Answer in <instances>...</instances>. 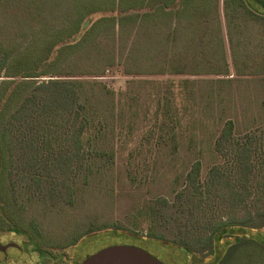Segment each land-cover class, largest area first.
<instances>
[{"label":"rangeland","instance_id":"1","mask_svg":"<svg viewBox=\"0 0 264 264\" xmlns=\"http://www.w3.org/2000/svg\"><path fill=\"white\" fill-rule=\"evenodd\" d=\"M258 7L261 14L233 11L226 0H0V56L11 57L8 74L21 53L41 54L72 33L76 47L58 67L44 63L39 71L50 73L43 79L82 85L91 119L85 152L95 170L77 183L73 205L35 212L42 238L27 221L14 224L7 190L0 189V245H8L0 248V264H75L126 242L167 264H216L214 249L186 256L172 242L149 239V205L160 197L173 201L197 161L202 182L213 166L229 168L216 150L229 121L235 138L254 149L249 202L264 199V9ZM101 19H109L108 27L88 32ZM91 226L97 231L77 245H61ZM248 230L222 234L219 249L232 245L217 264H264V220Z\"/></svg>","mask_w":264,"mask_h":264},{"label":"trees","instance_id":"2","mask_svg":"<svg viewBox=\"0 0 264 264\" xmlns=\"http://www.w3.org/2000/svg\"><path fill=\"white\" fill-rule=\"evenodd\" d=\"M226 4L233 11L253 10L261 14L258 5L264 9L263 0H226ZM83 16L84 13L75 23V35L83 29ZM107 20L95 22L88 32L97 33L108 27L103 25ZM85 33L80 41L85 39ZM71 34L46 44L41 54L21 53L10 74V55L0 56V189L7 190L4 203L10 205L14 224L22 228L27 221L41 238L35 212L59 204L73 205L77 183L87 181L95 171L85 152L84 138L91 119L82 100V85L72 78L43 79L50 73L39 71L44 63L58 67L63 53L76 47L69 39ZM58 43L61 46L56 48ZM4 76L14 79H2ZM216 150L228 159L229 168L213 166L206 182H202L201 162H195L173 201L160 197L150 203L147 237L172 242L178 246L172 249L186 256L189 251L214 249L217 264L232 245L224 252L219 249L222 234L236 227L244 233L257 228L264 220V199L259 194L254 202H249L255 188L254 149L248 140L235 138L233 121L217 138ZM1 208L6 210L5 206ZM96 231L91 226L61 245L75 246ZM81 261L78 259L75 264Z\"/></svg>","mask_w":264,"mask_h":264},{"label":"water","instance_id":"3","mask_svg":"<svg viewBox=\"0 0 264 264\" xmlns=\"http://www.w3.org/2000/svg\"><path fill=\"white\" fill-rule=\"evenodd\" d=\"M0 248L6 246L0 245ZM79 264H167L148 249L129 243L108 245L83 258Z\"/></svg>","mask_w":264,"mask_h":264},{"label":"flooded vegetation","instance_id":"4","mask_svg":"<svg viewBox=\"0 0 264 264\" xmlns=\"http://www.w3.org/2000/svg\"><path fill=\"white\" fill-rule=\"evenodd\" d=\"M6 247H8V245L6 246ZM143 247V246H142ZM6 249V248H5ZM4 248H2L1 250L3 251V250H5Z\"/></svg>","mask_w":264,"mask_h":264}]
</instances>
